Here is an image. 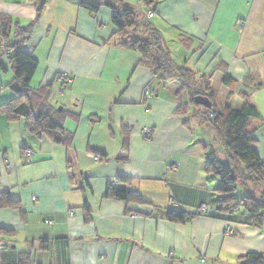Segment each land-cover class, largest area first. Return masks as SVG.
Here are the masks:
<instances>
[{
	"label": "crops",
	"instance_id": "crops-1",
	"mask_svg": "<svg viewBox=\"0 0 264 264\" xmlns=\"http://www.w3.org/2000/svg\"><path fill=\"white\" fill-rule=\"evenodd\" d=\"M91 1L101 3L94 14L77 0H47L35 21L38 0H0V15L15 27L32 25L28 37L13 28L7 38L36 60L29 88L43 92L19 111L50 110L69 139L35 136L23 117L9 121L0 109V194L22 213L0 208V264H18L22 254L29 264H253L249 255L264 256V224L224 207L219 179L205 173L202 109L178 113L187 94L121 46L105 3L135 10L175 65L210 76L219 107L254 106L260 117L250 130L264 162V0ZM1 63L0 105L14 98V75ZM61 74L69 78L62 93ZM125 130L128 159L117 161ZM113 182L143 202L105 198ZM201 206L209 213L199 214ZM170 209L190 220H167Z\"/></svg>",
	"mask_w": 264,
	"mask_h": 264
},
{
	"label": "trees",
	"instance_id": "trees-1",
	"mask_svg": "<svg viewBox=\"0 0 264 264\" xmlns=\"http://www.w3.org/2000/svg\"><path fill=\"white\" fill-rule=\"evenodd\" d=\"M46 1L38 0L35 21L39 19ZM77 4L92 14L96 13L101 6L100 2L91 0H77ZM105 4L112 10L111 23L117 29L116 34L121 41V46L136 50L141 55V63L151 69L155 78L173 80L179 84L181 91H185L188 103L187 105L179 106L178 113H185L188 106L202 109L203 114L200 119L197 142L201 144L204 151L205 173L219 179L216 192L221 197L224 207L227 206L231 210L242 208L247 211L255 227L263 225L264 162L255 149L254 132L250 130V123L260 117L258 111L246 99L244 106L240 110L232 109L229 105L223 108L219 107L209 87L210 76H199L185 65H175L170 60L165 45L146 25L143 26V23H140L143 27L142 30L151 31V35L154 36L153 39H143L142 35L132 36L131 29L136 32L139 24L137 23L135 10L127 6L117 7L109 2ZM13 28L17 37L26 38L31 34L32 25L27 28H18L14 26L8 17L0 15V42L4 40L11 53L7 63L14 75V81L8 86L14 98L0 105V109L5 113L9 121L23 117L27 130L35 136L47 134L55 143L68 141V136L63 133L60 124L53 117L54 113L50 110L41 107L35 110L32 107L33 110H31L30 107L26 113L19 111V105L22 102H28V105L31 103L32 106L33 98H40L43 92L32 91L29 88L30 81L37 67L36 60L21 47L8 44L7 38ZM2 58L4 57L0 52V68L5 70L1 63ZM228 78L225 77L223 83L228 84ZM66 85V82L62 83V91H64ZM196 96L207 98L211 103V109L208 110L195 105L193 100ZM42 107H45V104ZM122 136L121 145L115 156L117 161L128 159L126 130L123 131ZM239 181L247 189H251L253 196L251 195L236 202L234 194ZM104 197L138 204L143 202L137 193L117 190L116 182L107 185ZM84 204L85 208H87L86 202ZM5 207H10L22 214L17 202L11 200L7 192L0 194V208ZM198 213L201 214L199 211ZM207 213L209 212L206 209L203 214ZM164 217L171 222L178 223L190 220V216L186 213L172 209L166 210ZM248 257L254 259L253 264H264V256L249 255ZM18 264H29V255H20Z\"/></svg>",
	"mask_w": 264,
	"mask_h": 264
},
{
	"label": "built area",
	"instance_id": "built-area-1",
	"mask_svg": "<svg viewBox=\"0 0 264 264\" xmlns=\"http://www.w3.org/2000/svg\"><path fill=\"white\" fill-rule=\"evenodd\" d=\"M148 16H149V18H151L152 17V13L149 12ZM236 27H237V29L239 31H241L242 28H243V24L241 22H237L236 23ZM0 52H1L2 56L6 59V61H9L11 53H10L9 49L7 48L6 42L4 40L0 42ZM60 80L62 82L68 83L69 78H68L67 75L61 74L60 75ZM61 93H62V90H61ZM152 134H153L152 130H149V129H143L142 131H140V135L146 140H150L152 138ZM97 160H100V158H97ZM205 211H206L205 206H202L199 209V212L201 214L205 213ZM71 215H72V213L70 214V216ZM224 233H225V235H229V236H234L236 234L233 230L228 229V228L225 230Z\"/></svg>",
	"mask_w": 264,
	"mask_h": 264
},
{
	"label": "rangeland",
	"instance_id": "rangeland-1",
	"mask_svg": "<svg viewBox=\"0 0 264 264\" xmlns=\"http://www.w3.org/2000/svg\"><path fill=\"white\" fill-rule=\"evenodd\" d=\"M140 23V22H139ZM141 24H142V22H141ZM140 30H142V26L141 25H139L138 27H137V30H136V32H134V36H140V35H142L143 36V39H149V40H152L153 39V35H151V31H146L145 29L144 30H142L141 31V33H140ZM173 50H174V48H173ZM173 54V55H172ZM172 56H173V58H175V56H176V54L177 53H173V51H172ZM253 196V192H251L249 189H247L242 183H240V181L237 183V189H236V192H235V194H234V200L236 201V202H239L241 199H243V198H246V197H249V196Z\"/></svg>",
	"mask_w": 264,
	"mask_h": 264
},
{
	"label": "water",
	"instance_id": "water-1",
	"mask_svg": "<svg viewBox=\"0 0 264 264\" xmlns=\"http://www.w3.org/2000/svg\"><path fill=\"white\" fill-rule=\"evenodd\" d=\"M193 101H194L195 105H197V106L203 107V108L208 109V110L211 109L210 101L203 96H196V97H194Z\"/></svg>",
	"mask_w": 264,
	"mask_h": 264
}]
</instances>
